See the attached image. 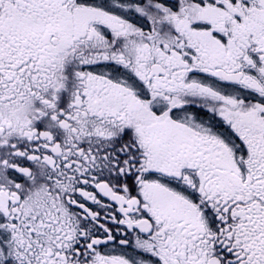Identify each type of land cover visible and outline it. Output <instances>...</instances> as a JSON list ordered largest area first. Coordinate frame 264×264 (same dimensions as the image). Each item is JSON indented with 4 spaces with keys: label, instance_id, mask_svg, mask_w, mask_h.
<instances>
[{
    "label": "snow or ice",
    "instance_id": "1",
    "mask_svg": "<svg viewBox=\"0 0 264 264\" xmlns=\"http://www.w3.org/2000/svg\"><path fill=\"white\" fill-rule=\"evenodd\" d=\"M0 264H264V0H0Z\"/></svg>",
    "mask_w": 264,
    "mask_h": 264
}]
</instances>
